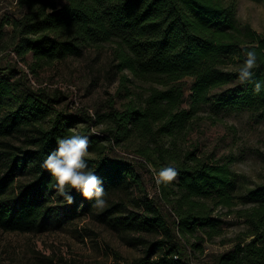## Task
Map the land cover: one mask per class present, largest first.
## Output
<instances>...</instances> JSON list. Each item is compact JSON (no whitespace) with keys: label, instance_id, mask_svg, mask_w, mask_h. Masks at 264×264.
<instances>
[{"label":"trees","instance_id":"1","mask_svg":"<svg viewBox=\"0 0 264 264\" xmlns=\"http://www.w3.org/2000/svg\"><path fill=\"white\" fill-rule=\"evenodd\" d=\"M59 1L18 0L23 13L12 22L19 34L14 50L30 53L34 68L77 55L85 47L110 44V66L120 78V106L112 101L98 114L95 122H105L104 134L82 135L89 137L90 146L101 139L134 146L155 173L166 166L179 172L167 186L155 183L172 204L176 214L172 222L145 192L139 199L142 213L114 217L124 230L161 236L149 244L146 255L128 264H197L193 253L203 255L204 240L218 234L223 223L214 213L217 207L225 208L224 214L235 213L245 229L233 247L210 253V263L201 264H264V182L239 190L226 160L200 155L196 146L181 153L175 147L176 135L205 103L244 106L264 119V91L255 94L253 85L241 84L237 74L244 50L255 47L259 64L255 78L264 79V34L237 22L236 0ZM15 71L13 66L0 67V229L38 231L59 219V210L67 215L79 212L77 208L90 212L96 207L75 190H69L73 204L61 209L52 205L55 181L42 165L77 116L60 119L58 114L46 120L52 111L44 97L55 99L41 88L31 89L23 77H13ZM185 77L191 78L188 87L182 82ZM134 81L147 85L132 89L128 83ZM154 152L158 159L151 157ZM87 162L103 180L105 193L133 185L142 190L144 183L132 161L102 155L88 157ZM20 174L26 177L20 179ZM240 203L250 206L235 207ZM115 209L108 205L99 215H111ZM181 236L194 238L187 239V252ZM156 249L162 255L150 260Z\"/></svg>","mask_w":264,"mask_h":264},{"label":"rangeland","instance_id":"2","mask_svg":"<svg viewBox=\"0 0 264 264\" xmlns=\"http://www.w3.org/2000/svg\"><path fill=\"white\" fill-rule=\"evenodd\" d=\"M60 2L57 0L56 3ZM236 8L235 17L240 25L248 23L251 29L264 34V0H236ZM22 13L18 0H0V67L13 66L17 70L13 77H23L31 89L41 88L55 99L44 97L52 111L46 120L58 114L60 119L63 115H75L77 122L67 128L68 132L75 129L80 134H104L105 122H95L98 114L107 111L112 101H116V106H120L121 101V91L117 92L121 88L120 78L110 66V44H103L99 49L85 47L77 55L31 68L34 60L31 54L20 55L13 48L19 34L12 22ZM182 82L188 87L191 78L185 77ZM129 84L136 90H143L147 85L138 81ZM184 93L187 97L189 89L186 88ZM86 128L88 130L84 132ZM13 140L20 144L19 139ZM93 146L89 148V157L121 156L132 161L144 183L142 190L133 185L108 191L104 197L106 206L116 205L111 215H99L106 206L90 212L77 208L79 212L67 215L59 210L57 217L60 218L52 220L42 230L13 232L0 229V264H128L146 255L149 244L161 238L155 232L124 230L114 218L142 213L139 199L145 192L169 222L175 219L171 202L163 197L155 184L153 164L144 155L137 156L132 145H116L111 140L101 139ZM195 146L200 155L226 160L236 174L239 190L264 182V119L257 118L246 107H216L208 103L199 106L175 137V147L180 153ZM151 157L158 159L159 155L154 152ZM19 176L24 179L26 174ZM53 197L52 205H60L59 209L67 204L63 197L56 194ZM248 206L245 203L235 205L237 208ZM224 211L223 207L214 210L223 218V223L218 234L203 242L202 254L207 256L197 251L193 253L197 264L210 263V253L229 250L245 229L235 213L224 214ZM187 239L193 241L194 238L181 236L182 249L186 252ZM162 253L161 249H156L149 259H159Z\"/></svg>","mask_w":264,"mask_h":264},{"label":"clouds","instance_id":"3","mask_svg":"<svg viewBox=\"0 0 264 264\" xmlns=\"http://www.w3.org/2000/svg\"><path fill=\"white\" fill-rule=\"evenodd\" d=\"M244 56L243 63L237 68L238 80L241 84H252L253 92L259 94L264 91V79L255 78L256 70L259 68L255 47L246 48ZM69 132L70 135L57 139V147L47 155L42 167L54 179L56 195L63 197L67 204L75 202L69 191L75 190L84 199L93 200V207L102 209L106 206L103 180L89 169L87 162L90 155V139L75 129H70ZM178 176L176 167H161L155 173L156 184L167 186Z\"/></svg>","mask_w":264,"mask_h":264},{"label":"built area","instance_id":"4","mask_svg":"<svg viewBox=\"0 0 264 264\" xmlns=\"http://www.w3.org/2000/svg\"><path fill=\"white\" fill-rule=\"evenodd\" d=\"M174 256H176V255H174ZM177 257V256H176Z\"/></svg>","mask_w":264,"mask_h":264}]
</instances>
